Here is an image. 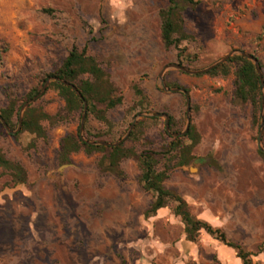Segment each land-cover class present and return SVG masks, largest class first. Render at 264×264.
Here are the masks:
<instances>
[{
	"label": "rangeland",
	"instance_id": "obj_1",
	"mask_svg": "<svg viewBox=\"0 0 264 264\" xmlns=\"http://www.w3.org/2000/svg\"><path fill=\"white\" fill-rule=\"evenodd\" d=\"M200 1L184 13L185 28L193 38L183 46L197 56L193 62L184 60L185 66L202 69L230 51H246L259 59L264 78V0ZM167 3L0 0V36L9 44L0 63V111L10 99L22 104L31 88L43 87L45 74L57 69L74 46L88 48L123 97L106 113L110 125L87 110L83 132V110L68 114L63 98L53 89L34 103L65 118L47 125L46 139L20 133L22 126L11 133L0 121V148L28 171L27 182L15 185L0 168V264L228 263L220 258L225 246L207 233L197 243L188 241L171 208L146 217L153 194L140 181L136 159L122 162L123 177L99 165L101 152L81 151L72 155L71 163L59 161L66 135L96 141L88 133L104 132V141L117 142L136 119L135 126L142 118L155 117H138L141 113L169 114L176 130L171 132L186 129V97L164 88L161 77L166 66L180 60L178 50L165 47L161 40L159 11ZM163 77L166 85L188 89L191 124L200 135L191 164L178 166L173 158L162 161L161 166H169L165 186L183 196L195 215L225 229L231 240L254 254L255 262L264 264L261 111L257 124L253 106L235 99L234 74H188L169 68ZM135 85L147 97L146 110L138 114L133 109L139 99ZM158 118L144 121L140 141L128 139L129 135L124 145L140 153L169 144L175 136L166 130V119Z\"/></svg>",
	"mask_w": 264,
	"mask_h": 264
},
{
	"label": "trees",
	"instance_id": "obj_2",
	"mask_svg": "<svg viewBox=\"0 0 264 264\" xmlns=\"http://www.w3.org/2000/svg\"><path fill=\"white\" fill-rule=\"evenodd\" d=\"M200 3V0H168L167 5L159 11L161 40L165 47H175L178 50L180 59L178 64L183 66H185L184 60L193 62L197 57L195 54L188 53L187 48L183 46L184 42L193 38L185 28L184 13L190 8H196ZM45 11L51 12L49 9H45ZM8 51L9 44L0 36V63ZM207 74L210 76L221 75L223 77L234 74V97L242 104L250 103L253 106L254 121L259 124L262 107V85L252 60L241 55H234ZM49 77H59L75 84L88 102V115L93 114L109 125L110 122L106 117V113L123 101V97L117 95V88L111 81L109 73L100 65L95 56L88 53L86 46L82 50L75 46L72 47L62 64L57 69L47 72L43 81ZM167 85L178 87L174 83H167ZM41 87L42 84L31 88L24 96L22 104L12 98L9 100L8 106L1 109L0 114L12 129L17 127L21 106L36 96L40 92ZM51 89L57 90L63 98L65 102L64 110L68 114L73 115L83 110V100L70 86L58 80H53L46 93ZM134 89L139 99L133 105V109L138 114L146 110L143 104L146 103L147 97L139 86L135 85ZM100 104H104V108H99L98 105ZM193 109L194 107L192 106ZM147 119L158 120L159 118L152 117L138 120L128 139L141 140L143 124ZM63 120L65 118L60 113L51 115L33 104L24 112L20 133L29 132L36 139H46L47 125L55 126ZM174 125V121L170 117L171 130H175L173 128ZM88 134L89 139L96 141L104 140L103 137L106 135L104 132H89ZM185 139L189 142H186ZM199 142L200 135L194 124H191L185 135L171 137V142L163 145L160 149L148 148L140 153L134 148L125 146L124 143L115 147L89 144L81 140L78 135L68 134L61 140L59 161L62 164L71 163L72 155L81 151L87 154L101 152L103 155L99 160V165L102 168L113 171L119 177H123L125 172L122 168V162L129 158L136 159L141 168L140 181L143 187L153 194V200L145 211L146 217H154L159 210L171 208L174 214L181 219L184 225L185 238L188 241L197 243L202 234L207 233L211 238L233 250L239 262L238 264H258L254 260V254L245 249L240 243L231 240L225 229L195 215L183 196L165 186V181L169 174V166L168 164L161 166L162 161L173 158L176 159V165L178 166L191 164L196 159L194 150ZM259 153L264 158V152L259 150ZM0 168L10 176V181L15 185L26 183L28 180V171L24 165L7 157L2 148H0ZM260 252H264V245L261 247Z\"/></svg>",
	"mask_w": 264,
	"mask_h": 264
},
{
	"label": "water",
	"instance_id": "obj_3",
	"mask_svg": "<svg viewBox=\"0 0 264 264\" xmlns=\"http://www.w3.org/2000/svg\"><path fill=\"white\" fill-rule=\"evenodd\" d=\"M234 55H241L243 57H246L250 60L253 61L257 73L260 77L261 80V85H262V93L264 92V78H263V72H262V68L259 62V59L254 56L253 54H250L246 51H230L229 53H227L226 55H224L221 59L217 60L216 62H214L213 64L202 68V69H192L186 66H183L181 64L178 63H172L169 64L168 66L165 67V69L162 71L161 77H162V81H163V86L164 88L170 90V91H179L184 93L185 97H186V101H187V126L186 129L182 132H171L170 131V115L166 114V113H162V112H155L153 114H144L141 113L139 114L138 117H143L146 115H151V116H155V117H164L166 119V130L172 134L175 137H180L185 135L190 126H191V97L190 94L188 92V90L186 88L183 87H177V88H168L164 77H163V73H165V71L169 68H175L177 70H180L182 72L188 73V74H206L209 71H211L212 69L218 67L220 64L226 62L230 57L234 56ZM53 80H58L60 82H62L65 85L70 86L71 88H73V90L76 92V94L83 100L84 103V108H83V115H82V122H81V127L80 130L81 132L84 131V126H85V119H86V115H87V110H88V103L86 101V99L84 98V96L82 95V93L80 92V90L77 88V86L75 84L69 83L66 80L60 79L59 77H49L46 82L44 83L43 87L41 88L40 92L34 96L33 98H31L30 100H28L20 109V116H19V126L16 130H12L8 123L6 122V120L3 118V116L0 114V121L1 123L4 125V127L11 133H16L17 131H19L21 129L22 123H23V114L25 112V110L31 106L32 104H34L38 99H40L46 92V90L48 89V86L50 84L51 81ZM137 120V119H136ZM136 120L132 123L130 129L128 130V133L126 134V136L124 138H122L121 140L117 141V142H108V141H104V140H99V141H92V140H88L85 139L82 135V139L85 142H88L89 144H99V145H105V146H111V147H115L118 146L120 144H122L124 142V140L130 135L131 131L133 130ZM263 135H264V93L262 95V107H261V125H260V131H259V135H258V149L260 151L264 152V144H263Z\"/></svg>",
	"mask_w": 264,
	"mask_h": 264
},
{
	"label": "crops",
	"instance_id": "obj_4",
	"mask_svg": "<svg viewBox=\"0 0 264 264\" xmlns=\"http://www.w3.org/2000/svg\"><path fill=\"white\" fill-rule=\"evenodd\" d=\"M224 246V245H223ZM222 254L220 255V258L222 261L228 262L227 264H230L231 262H234L235 264H238V260L236 258V255L234 254L233 250H229L228 248L224 247L222 249Z\"/></svg>",
	"mask_w": 264,
	"mask_h": 264
},
{
	"label": "clouds",
	"instance_id": "obj_5",
	"mask_svg": "<svg viewBox=\"0 0 264 264\" xmlns=\"http://www.w3.org/2000/svg\"><path fill=\"white\" fill-rule=\"evenodd\" d=\"M124 21L123 20H121V23H123Z\"/></svg>",
	"mask_w": 264,
	"mask_h": 264
}]
</instances>
